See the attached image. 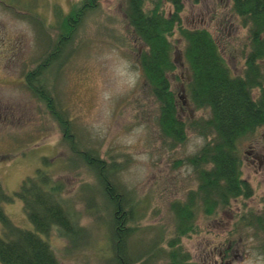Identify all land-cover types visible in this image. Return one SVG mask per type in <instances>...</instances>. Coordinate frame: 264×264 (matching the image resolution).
I'll use <instances>...</instances> for the list:
<instances>
[{"label":"rangeland","instance_id":"obj_1","mask_svg":"<svg viewBox=\"0 0 264 264\" xmlns=\"http://www.w3.org/2000/svg\"><path fill=\"white\" fill-rule=\"evenodd\" d=\"M81 1L0 0V188L11 194L38 167L49 168L62 185L63 202L73 221L88 235L80 237L76 246L54 233L40 236L50 242L59 264H108L106 216L96 195L97 179L78 160L72 165L59 124L25 83L27 72L53 50L62 21ZM124 2L100 0L85 10L44 78L46 91L70 118L80 145L109 162L119 161L115 181L135 201L138 213V229L129 240L135 254L162 241L173 226L170 205L186 199L196 187L192 168L180 160L198 152L207 138L190 129L184 142L169 148L160 137L157 104L138 64L145 47L127 24ZM230 6L231 0H184L182 26L208 30L225 64L234 75H241L248 33ZM171 40L176 68L169 80L179 98L178 115L182 120L207 117L208 110L195 108L185 92L190 73L182 53L184 43L177 32ZM238 152L243 177L254 195L245 204L232 199L215 215L197 211L194 222L199 233L181 239L192 262L214 264L226 252L227 264H264L258 250L263 235L255 225H238L229 237L234 216L249 209L264 213V129L241 139ZM0 206L14 224L33 229L21 200L2 201ZM147 264H165V260L155 256Z\"/></svg>","mask_w":264,"mask_h":264},{"label":"trees","instance_id":"obj_2","mask_svg":"<svg viewBox=\"0 0 264 264\" xmlns=\"http://www.w3.org/2000/svg\"><path fill=\"white\" fill-rule=\"evenodd\" d=\"M99 1L82 0L81 5L72 9L62 21L63 29L58 34L54 51L27 72L25 83L46 104L59 124L72 165L78 160L97 179L96 195L103 201L106 216L103 222L109 241L108 264H147L155 256L165 260V264H198L190 260L189 253L181 245L182 238L200 231L194 222L197 211L215 215L232 199L245 204L244 201L254 195L242 174L238 144L246 136L264 129V0H231V12L248 33L241 75H234L225 64L208 30L182 26L184 0H125L127 24L136 40L145 47L140 52L138 64L157 104L160 137L169 148L184 142L190 129L207 138L198 152L180 160L192 168L196 187L188 192L186 199H176L170 205L173 226L162 241L135 254L129 240L138 229L135 224L138 213L135 201L115 181L121 169L119 161L109 162L94 149L81 146L70 118L60 111L56 97L45 89L47 67L56 61L57 53L63 51L76 24L82 22L85 10L96 7ZM175 32L184 43L182 53L190 73L185 87L187 98L195 108L208 110L207 117L182 120L178 115L179 98L169 80V74L176 68L171 40ZM52 177L49 168L38 167L13 193H5L0 188V202L21 200L33 227L31 230L17 226L0 206L1 264H59L52 245L40 235L49 237L54 233L71 241V246L78 245L77 240L88 235L73 221L63 202L62 185ZM249 210L238 218L234 216L229 237L237 231L238 225H255L263 235L258 250L264 255V213ZM230 246L229 243L226 249Z\"/></svg>","mask_w":264,"mask_h":264},{"label":"flooded vegetation","instance_id":"obj_3","mask_svg":"<svg viewBox=\"0 0 264 264\" xmlns=\"http://www.w3.org/2000/svg\"><path fill=\"white\" fill-rule=\"evenodd\" d=\"M229 249V248H228ZM223 252V251H222ZM226 252H224V254L220 255V261L214 262V264H227V262H225L224 256H226Z\"/></svg>","mask_w":264,"mask_h":264}]
</instances>
